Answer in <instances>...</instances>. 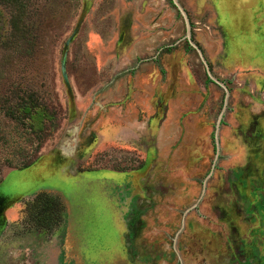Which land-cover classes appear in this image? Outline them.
I'll list each match as a JSON object with an SVG mask.
<instances>
[{
    "label": "rangeland",
    "instance_id": "374dc122",
    "mask_svg": "<svg viewBox=\"0 0 264 264\" xmlns=\"http://www.w3.org/2000/svg\"><path fill=\"white\" fill-rule=\"evenodd\" d=\"M256 1L264 19V0ZM225 2L234 27L227 25ZM179 3L188 14L192 41L187 19L173 0H0V191L13 196L29 191L25 201L47 191L64 197L70 214L69 222L46 233L19 222L25 204H14L0 236V264H41L48 251L54 258L67 257L63 264H143L146 259L176 264L175 256L165 262L175 241L166 217L174 212L184 217L182 223L188 221L187 229L198 230L203 247L206 241L220 245L226 233L228 260L255 261L252 247L264 234V57L258 54L264 37L254 43L239 35L240 18L251 12L242 0ZM16 15L22 32L13 30ZM238 36L243 46L232 41ZM64 56L68 82L61 68ZM207 65L219 82L209 76ZM221 81L227 82L228 94ZM30 92L35 104L47 106V115L55 113L43 119L41 129L30 128L31 118L12 109ZM120 112L130 119L114 118L125 117ZM222 114L216 154L212 137ZM107 130L122 135L107 142ZM179 144L190 150L188 155L176 154L165 163L161 148ZM50 154L66 159L72 170H90L64 181L57 178L62 175L53 165L59 164ZM42 157L47 170L16 186V178ZM144 160L156 167L150 188L160 195V208L148 209L157 214L159 226L152 231L159 230L146 234L138 228L131 235L129 219L126 228L113 202L114 188L126 174L112 168L134 174ZM205 180H212L211 193L203 200ZM191 190L189 199L177 203L175 196L188 197ZM138 196L128 200L139 212L133 224H142L148 211ZM173 203L178 206L170 208ZM201 213L204 217L196 216ZM67 228L81 245L72 254Z\"/></svg>",
    "mask_w": 264,
    "mask_h": 264
},
{
    "label": "flooded vegetation",
    "instance_id": "af4514ba",
    "mask_svg": "<svg viewBox=\"0 0 264 264\" xmlns=\"http://www.w3.org/2000/svg\"><path fill=\"white\" fill-rule=\"evenodd\" d=\"M174 1V0H173ZM179 1V0H178ZM230 2H232V0H230ZM242 2L245 4V6H248L247 9H250L251 12H248V15L240 18L241 21H239L238 23V29H240V34L242 36V39L244 37H246L248 40L256 43V40H259V38L261 39L262 37H264V19L259 16L260 13L257 14L258 10L260 9V4H258V1L256 0H242ZM175 3V2H174ZM176 4V3H175ZM177 6V4H176ZM224 7L226 8L225 10V18H226V22L227 25L229 26V24H231L234 27V23L233 20L230 19V12H229V7H228V3L225 2L224 3ZM179 8V7H178ZM230 19V20H229ZM231 27V26H230ZM240 36V37H241ZM240 37H234L232 39V41L234 43L240 42ZM192 41V40H191ZM241 46H243L241 44ZM259 47V46H256ZM254 47V55L257 56V50H259L258 48ZM242 48V47H241ZM260 50L258 52L259 55L264 57V46L259 47ZM262 52V54H261ZM252 59V58H251ZM250 60V59H249ZM209 74V73H208ZM210 76V74H209ZM211 77V76H210ZM212 78V77H211ZM216 78V77H215ZM213 79V78H212ZM217 79V78H216ZM214 80V79H213ZM214 81H218L214 80ZM219 82V81H218ZM222 82V83H221ZM220 83L223 84L226 87L227 82L226 81H221ZM173 87V86H172ZM227 90V94L229 93L228 88L226 87ZM226 99H227V95H226ZM158 104V103H157ZM159 107H161V105L158 104V107L156 106V110H158L159 112ZM113 113V112H112ZM123 113L120 112L119 115ZM124 115L125 117H119L114 116V118L120 119V120H125V119H130V117L128 116V113H124L121 114ZM158 115V114H156ZM223 118V114L220 118L218 127L214 133L213 138V149L214 151H216V154H219L220 151V145H221V138L220 136H216V132L218 134V130L221 124V120ZM119 130L115 131V130H107L105 132V136H109L107 140V142H116L118 140V136H121L122 133H120ZM182 144V143H181ZM181 144H179V146H177L176 148H172V150H170L168 148V146L162 147L161 151L162 152H166L165 154V163H171L173 162V159H171V157H174V155L177 154V157H181L182 155L185 156V154L189 153V149L188 148H182ZM150 148V147H149ZM149 148L146 150V153H148L150 155V151ZM178 149V150H177ZM159 154V151L157 152ZM53 154L47 155V156H52ZM55 157V159L53 160V163H59V160L64 159L63 157H61L60 155H53ZM59 158V159H58ZM144 165H142V167L140 166L137 170V172H134V174H131V171H123V170H117L115 168H112L113 170H115V172L118 171V173H125L126 176L123 179V183H121L120 185H117V188H114V195L115 196V200L113 199V202L117 205L116 208L120 214V218L124 221L125 226L127 228L126 225V219H129V229L128 231H130L131 235L132 232H134V230L140 228L142 233H146L149 234L152 231V226L154 227H158L159 225L157 224V214H155L153 211L149 210L148 208L150 207H159V194L155 195V193L151 191L150 185H152L153 183L156 182L152 169L156 168L152 165V163L149 161V164H147V160ZM69 165V163H68ZM171 166V165H170ZM161 168L167 167V166H160ZM214 167V166H213ZM213 167L211 168V170L209 171L207 177H211L213 175ZM26 168V167H25ZM28 168V167H27ZM186 168V166H185ZM90 170L88 167L86 166H82V168H78V170H75L77 172H83V171H88ZM111 171V170H110ZM120 171V172H119ZM22 175V174H21ZM21 175L16 178L17 180L15 181V185L16 186H22L23 183H21ZM133 175V176H132ZM35 176H33L32 178H34ZM148 178V180H145ZM31 178V179H32ZM144 178V179H143ZM30 181V180H29ZM172 182V181H171ZM212 180H205L204 182H202L203 188H202V194L204 193L203 196V200L206 199L207 194L211 193L209 191L210 189V184H211ZM21 183V184H20ZM119 191V194L117 195L116 192ZM192 193H195V190H191L188 193V197L187 196H182V195H177L175 196L177 203H181L183 200L185 199H189V197L191 196ZM30 193H28L27 191L19 194V196H13L7 193H4L3 191H0V236L5 232L7 226L9 225L8 223V216H7V211L16 203L18 202H24L25 207H24V213H22L20 221L22 224H26L30 229H35L36 231L41 230L43 232H52L55 230V228H59L62 227L63 224H65V220L68 219V222L70 220L69 216V212L67 214V212L65 211V206L63 204V200L64 197H59L58 195L55 196H51L47 191H39L37 192L32 200H26L25 199L29 196ZM129 194V195H128ZM139 195L138 199L140 201H144V204L146 205V209L148 211L144 212L143 215L144 220L142 221V224L139 223H132V221L137 218V215H139L138 209H131V205L129 203L128 200H130L132 198V195ZM62 195V194H61ZM63 196V195H62ZM201 197V196H200ZM14 200H11V199ZM199 201V200H198ZM211 201V200H210ZM209 201V202H210ZM65 204L66 201L64 200ZM214 203V202H213ZM222 204V201L220 202ZM224 211L225 212H229L228 210V201H224ZM141 205L143 204V202L140 203ZM173 205V206H172ZM197 205V202L193 205L195 206ZM67 208L68 205L66 204ZM170 208H176L178 206V204H170ZM193 206L189 207L192 208ZM161 207H163V205H161ZM145 208H143L145 210ZM160 208V207H159ZM197 208V207H195ZM178 209V208H177ZM130 210H133L134 212H130ZM189 209L187 208L185 210V212H187ZM161 211V210H160ZM177 211V210H176ZM162 212V211H161ZM130 213L132 215H134L133 217L130 216ZM191 211H189L187 214H190ZM186 214V213H184ZM174 216H169L166 217V220H168V225H172L174 226L173 228V233L175 234V241H174V246H170V248H167L169 252L173 253V256L170 257L169 259H166V263L173 261L170 260L171 258H173L175 256V262L176 264H238V263H243L240 262L241 260L239 259L240 257H235V259H239V260H231L226 257V255H223V247L225 245H228L229 242V234L226 236V233L224 235V237H220V245L216 244V245H212L211 243L206 241V247L202 246L201 240H197L196 238L199 235L198 230H193L191 229H187V224L188 221L185 219V221L182 223L184 217L179 218L178 214L176 212L173 213ZM146 216V217H145ZM148 216V217H147ZM150 216V217H149ZM184 216V215H183ZM196 216L204 217V214H196ZM196 218V217H195ZM196 220L198 221V218H196ZM195 220V221H196ZM152 221V223H151ZM145 224H144V223ZM147 222V223H146ZM195 225V223H190V225ZM258 228V227H257ZM158 228H154L152 233H155L154 230H156ZM263 229V228H262ZM159 230V229H158ZM31 232V231H30ZM70 231L67 228V246L71 247V251L70 253H75L76 249H78L79 247H81V245H79L78 241L76 244V239H74L73 234L69 233ZM125 234L127 235V232H125ZM70 235V238H69ZM125 235V237H126ZM254 234H244L245 237L249 238V236H253ZM148 236V235H146ZM145 236V237H146ZM263 236V237H262ZM210 237V236H208ZM212 239V237H210ZM224 239V244H223V240ZM256 247H252L254 249V254L256 255V259L252 264H264V245L261 244V242L264 243V234L263 235H259L256 236ZM195 240V242H194ZM132 240H130L131 242ZM212 242V240H211ZM201 243V244H200ZM169 247V246H168ZM213 250H215L213 252ZM113 255L117 253V249L115 248L113 250ZM93 252V251H92ZM124 251H119L118 253H122ZM127 252H129L127 250ZM263 255H262V253ZM261 254V255H260ZM77 255V254H76ZM127 259L129 261V263H131L132 257L130 256V254L127 255ZM236 256V254H235ZM113 258V256H112ZM234 258V257H233ZM55 259V260H54ZM57 263H61L63 264V262L67 263V257H62L58 258L57 256L53 255V252H46V256H45V261L41 262V264H53V262ZM143 262V261H142ZM56 263V264H57ZM134 264L137 263L133 262ZM132 263V264H133ZM143 264H156L155 261H149V260H145V262ZM246 264V263H243ZM249 264V263H247Z\"/></svg>",
    "mask_w": 264,
    "mask_h": 264
},
{
    "label": "water",
    "instance_id": "95a60500",
    "mask_svg": "<svg viewBox=\"0 0 264 264\" xmlns=\"http://www.w3.org/2000/svg\"><path fill=\"white\" fill-rule=\"evenodd\" d=\"M174 2L177 4V6L180 8V10L184 13L186 19H187V24H188V36L191 40V24H190V21H189V17H188V14L187 12L185 11V9L180 5L179 1L178 0H174ZM70 40H68V43H69ZM67 54V51H65V56ZM63 58L62 60V65H61V68H62V74L65 78V80L68 82V76H67V72H66V58ZM208 66V65H207ZM208 73L210 74V76L214 79V80H217L212 74H211V71L209 69V66H208ZM217 132H216V136H217ZM43 158L45 157H42L40 158L36 163L28 166V169L26 173H23L21 175V183H23L22 186H26L27 184H29L30 182H32L33 180H35L36 178H38L40 175L43 174V172L45 170H47L46 168H48V166L45 165V163L41 162L43 160ZM68 161L67 160H63L61 159V161H59V165H53V167H56L55 169H57V171L55 173H57V175H62V176H59L57 178H60L64 181H66L67 178L73 176V175H76L78 172L75 171V170H72L70 169L69 165H68ZM57 164V163H56ZM50 168V167H49ZM52 168H50L51 170ZM48 172V171H47ZM59 172V173H58ZM33 176H35L34 178H32ZM32 178V179H31ZM17 180V179H16ZM30 180V181H29ZM20 183V184H21ZM29 193V191H27ZM19 196V195H17ZM11 200H14L13 198Z\"/></svg>",
    "mask_w": 264,
    "mask_h": 264
},
{
    "label": "trees",
    "instance_id": "16d2710c",
    "mask_svg": "<svg viewBox=\"0 0 264 264\" xmlns=\"http://www.w3.org/2000/svg\"><path fill=\"white\" fill-rule=\"evenodd\" d=\"M5 1L6 2H14V3H17V2L22 3L23 2V0H5ZM12 27H13L14 32H17V31L22 32V28L19 25L18 15L12 17ZM21 100L22 101L18 102L16 104V106L12 107V109H13V112L14 111H20V112L24 113V115H26L27 117L31 118L30 128L41 129V128H43V119L44 118L51 117L50 119H53L55 117L54 112L48 113V115L45 113L44 108H46L47 106H42L41 104H35L34 103V101H36L34 92H30L26 97L22 96ZM51 122H52V120H51ZM50 126H53V125L50 124ZM28 162H25V164H28Z\"/></svg>",
    "mask_w": 264,
    "mask_h": 264
},
{
    "label": "bare ground",
    "instance_id": "6f19581e",
    "mask_svg": "<svg viewBox=\"0 0 264 264\" xmlns=\"http://www.w3.org/2000/svg\"><path fill=\"white\" fill-rule=\"evenodd\" d=\"M59 159V158H58ZM59 161H61V160H59Z\"/></svg>",
    "mask_w": 264,
    "mask_h": 264
}]
</instances>
